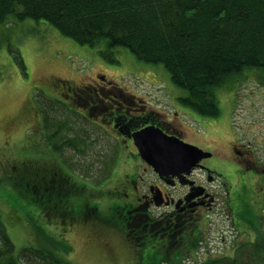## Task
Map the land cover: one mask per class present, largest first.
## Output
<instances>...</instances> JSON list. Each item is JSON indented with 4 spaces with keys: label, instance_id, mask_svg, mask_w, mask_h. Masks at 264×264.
Returning a JSON list of instances; mask_svg holds the SVG:
<instances>
[{
    "label": "rangeland",
    "instance_id": "374dc122",
    "mask_svg": "<svg viewBox=\"0 0 264 264\" xmlns=\"http://www.w3.org/2000/svg\"><path fill=\"white\" fill-rule=\"evenodd\" d=\"M98 76H105L111 83L103 85L101 92L106 97H138L134 104L137 106L131 107L135 114H139L137 110L143 114L147 107L159 115V121L171 133L212 154L202 161L203 169L196 172L198 179V174L212 172L213 188L216 187L213 189L216 209L203 213L204 222L209 223L210 250L231 247L227 252L232 256L239 252V247H245L237 254L243 260L241 264H264L263 69H246L217 89L220 115L205 118L177 103V98L186 96V92L173 85L162 65L144 63L123 48L82 45L45 21L19 20L11 15L6 23L0 24V219L16 252L35 248L71 264L162 261L150 249L136 248V251L116 220L108 221L115 216L120 219L113 207L125 204L119 200L123 196H118V190L128 175L137 176L140 186L153 183L156 178L150 170L146 171L147 165L137 148L129 143L119 144L118 135L111 132L105 120L102 127L88 121L78 124L61 114L55 120L63 129V137L66 129H70L71 141L77 140L75 134L80 127L84 126L88 134L86 146L70 150L69 155L82 160L84 170L79 175L84 180L101 183L103 207L98 211V219L72 225L66 222V216L30 204L10 179L13 164L42 157L38 153L47 154L42 158L49 160L48 166L61 164L59 153L50 152L46 145L42 124L36 127L28 122L34 113L42 121L38 112L40 97H66V82L82 90L86 97L92 93L93 85H98ZM233 149H239L240 153H233ZM61 155L66 161V149ZM202 182L206 183V178ZM81 211L78 209L77 214ZM207 250L206 247L204 251ZM163 254L164 259H170L167 253ZM209 254L211 258L217 257L214 252ZM199 262L223 264V261L205 263L200 256ZM186 263L196 264L189 258Z\"/></svg>",
    "mask_w": 264,
    "mask_h": 264
},
{
    "label": "trees",
    "instance_id": "16d2710c",
    "mask_svg": "<svg viewBox=\"0 0 264 264\" xmlns=\"http://www.w3.org/2000/svg\"><path fill=\"white\" fill-rule=\"evenodd\" d=\"M11 15L45 21L82 45L123 48L162 65L186 92L180 104L205 118L220 115L217 89L246 69L264 70V0H0V24ZM134 117L159 121L152 111ZM116 215L127 233L129 217ZM0 264L71 263L35 248L17 253L0 219Z\"/></svg>",
    "mask_w": 264,
    "mask_h": 264
},
{
    "label": "flooded vegetation",
    "instance_id": "af4514ba",
    "mask_svg": "<svg viewBox=\"0 0 264 264\" xmlns=\"http://www.w3.org/2000/svg\"><path fill=\"white\" fill-rule=\"evenodd\" d=\"M98 82V85H93L90 91L92 93L86 97H83L82 90L71 87L66 82V97H40L41 101H37L42 121L38 120L39 115L35 113L28 117V122L34 126L38 127L40 123L42 124L46 145L50 148V152L54 150L59 153L61 164L54 163L48 166L49 160L42 158L47 154L38 153L42 157L25 163L14 162L10 170V179L12 178L18 192L28 199L30 204L41 208L42 211L60 213L66 216V222L72 225L90 218H99L98 211L103 207L101 198L103 192L101 183L87 182L79 175L84 170L82 160L69 155L70 150L86 146L85 139L88 134L84 126H79L80 131L77 130L78 134H75L77 140L71 141L68 136L70 129H66V137H63V129L59 127L60 123L55 121L60 114L66 115L71 120L73 118L78 121V124L88 121L99 127H102L101 123L105 120L111 132L118 135L116 140L119 144L121 142L135 146L132 134L151 125L162 128L168 134H173L161 121L153 123L148 119L144 124L138 123L134 117L135 109L131 107L137 104L139 98L106 97L107 94L101 92L103 85L111 86V83L105 76H98ZM42 100H45V104H42ZM144 110V114L151 112L147 110V107ZM137 111L142 113L141 110ZM107 132L113 136V133ZM7 144L10 145L8 141ZM64 149H66V161L61 155ZM233 153H240V150L233 149ZM201 169H203L202 165L198 167V170ZM148 170L154 174L155 182L140 186L137 176L128 175V179L124 181L125 184L120 187V190L117 188L118 196H123L119 200H124L125 204L113 207V210L116 213L121 212V216L129 217L127 225L129 244L136 251H138L136 248L155 251L162 261L163 253H167L170 260L164 259L159 264H171L170 261L175 264H187L188 258L196 264H201L199 256L205 263L239 260L241 264L243 260L237 257V254L245 247H239V252L232 256L227 252L231 247L225 246L222 248L223 251L217 250L216 247L210 250L209 247V239H207L209 223L204 222L203 213L204 211L214 212L216 209V197L210 190L211 183L208 182L213 178L206 174L207 182L200 183L192 176L189 179L196 181V185L189 186L182 185L178 178L160 177L150 166L146 167V171ZM182 180L187 182L186 179ZM82 199H87V202ZM157 201L161 204L157 205ZM78 209L82 210L80 214H77ZM155 210L163 211L157 213ZM115 220H117L116 216L108 221L115 223ZM116 222L119 223L118 220ZM222 239L226 245L225 236ZM206 247L208 250L205 252ZM209 252L216 253L217 257L214 255H212L214 258L209 257L211 255Z\"/></svg>",
    "mask_w": 264,
    "mask_h": 264
},
{
    "label": "water",
    "instance_id": "95a60500",
    "mask_svg": "<svg viewBox=\"0 0 264 264\" xmlns=\"http://www.w3.org/2000/svg\"><path fill=\"white\" fill-rule=\"evenodd\" d=\"M140 157L162 178L178 177L182 184L186 176L211 153L185 143L179 137L166 134L161 128L149 126L132 134ZM192 186L194 182H189ZM203 189V188H202ZM204 190V189H203ZM205 191V190H204ZM161 203L157 201V205Z\"/></svg>",
    "mask_w": 264,
    "mask_h": 264
}]
</instances>
